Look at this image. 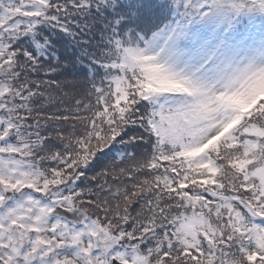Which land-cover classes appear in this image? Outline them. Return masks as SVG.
Instances as JSON below:
<instances>
[{
  "label": "snow or ice",
  "instance_id": "6c2138e0",
  "mask_svg": "<svg viewBox=\"0 0 264 264\" xmlns=\"http://www.w3.org/2000/svg\"><path fill=\"white\" fill-rule=\"evenodd\" d=\"M88 6L0 0V264H264V0H122L103 83L35 78Z\"/></svg>",
  "mask_w": 264,
  "mask_h": 264
},
{
  "label": "trees",
  "instance_id": "16d2710c",
  "mask_svg": "<svg viewBox=\"0 0 264 264\" xmlns=\"http://www.w3.org/2000/svg\"><path fill=\"white\" fill-rule=\"evenodd\" d=\"M121 2L122 0H89L88 7L61 17L67 31L45 18L33 26L32 31L18 37L31 45L29 55L35 61V78L65 79L62 74L66 69L72 68L70 57L75 62L74 70H78L79 76L90 84L103 83L108 70L103 63L98 62L99 54L106 46L107 38H110L111 29L108 25L122 15L119 13ZM43 11L46 17L48 9ZM93 50L95 58L89 56V52ZM37 71L39 75H36Z\"/></svg>",
  "mask_w": 264,
  "mask_h": 264
},
{
  "label": "rangeland",
  "instance_id": "374dc122",
  "mask_svg": "<svg viewBox=\"0 0 264 264\" xmlns=\"http://www.w3.org/2000/svg\"><path fill=\"white\" fill-rule=\"evenodd\" d=\"M13 2H15V0H13ZM36 7H38V5L36 6ZM44 9H42V12H43V15H42V17L40 18V20L39 21H41L42 19L44 20L45 19V12L43 11ZM41 23V22H40ZM39 24V22H37V23H35L34 24V26H36V25H38Z\"/></svg>",
  "mask_w": 264,
  "mask_h": 264
}]
</instances>
